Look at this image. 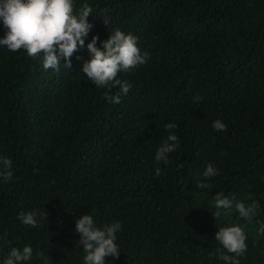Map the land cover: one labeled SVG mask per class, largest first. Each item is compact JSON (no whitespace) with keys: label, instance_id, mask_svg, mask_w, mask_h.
Returning a JSON list of instances; mask_svg holds the SVG:
<instances>
[{"label":"trees","instance_id":"obj_1","mask_svg":"<svg viewBox=\"0 0 264 264\" xmlns=\"http://www.w3.org/2000/svg\"><path fill=\"white\" fill-rule=\"evenodd\" d=\"M85 4L92 28L71 69L0 45V157L13 172L0 177V264L25 245L27 264H84L83 214L122 225L106 264H224L215 233L233 225L247 237L240 264H264V0H73L74 14ZM116 29L148 59L118 73L131 87L112 104L81 70L92 37L103 49ZM217 119L227 131L214 130ZM168 123L179 147L164 164L155 155ZM209 163L217 174L204 177ZM217 192L258 201L256 217L234 207L214 217ZM28 211L38 227L20 221Z\"/></svg>","mask_w":264,"mask_h":264},{"label":"clouds","instance_id":"obj_2","mask_svg":"<svg viewBox=\"0 0 264 264\" xmlns=\"http://www.w3.org/2000/svg\"><path fill=\"white\" fill-rule=\"evenodd\" d=\"M92 13L91 7L85 4L74 14L73 0H0V21L6 29V34L0 38V45L6 46L9 51L23 49L29 57L38 58L42 55V64L45 70L60 71L61 58L65 67L71 69V57L80 48L85 46L92 24L87 17ZM105 24L108 21L105 19ZM98 36H93L87 44L90 59L82 66V72L88 80L98 87L107 88L104 93L106 100L118 104L123 95H127L130 84L118 78L121 71L129 72L137 66L145 64L148 54H141L137 46V37L131 33H124L116 29L109 38L102 41L103 49L97 47ZM118 88L113 94L112 89ZM201 97L196 96L199 103ZM213 128L217 131H227L225 123L217 119L213 121ZM175 123L165 125L169 134L157 149L155 160L169 163V153L175 152L179 147V138L174 130ZM0 177L5 182L13 178L12 162L7 157H0ZM160 169H156V175ZM217 174L214 166L209 163L203 173L204 177H213ZM199 187L206 189L208 184L199 182ZM216 211L214 217L221 215V210H230L233 207L240 217L251 223L258 213L259 202L253 200L250 204L235 203L222 192L214 196ZM38 213L36 211L20 212L19 219L33 228L38 227ZM46 218L47 213H44ZM259 223L258 233L264 235V223ZM120 222H113L99 227L89 214H83L77 219L75 231L80 234L79 243L85 255L84 264H106V257L118 258L120 250L116 244L117 233L121 230ZM246 234L240 226L220 227L215 233V240L222 245L217 249L219 259L224 264H240L239 257L247 251ZM226 250V251H225ZM36 255L45 261L48 256L44 252ZM33 257V248L25 245L22 250L13 247L3 264H27Z\"/></svg>","mask_w":264,"mask_h":264}]
</instances>
